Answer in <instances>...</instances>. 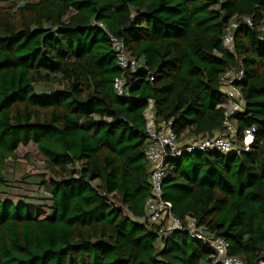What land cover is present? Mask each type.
Instances as JSON below:
<instances>
[{
	"label": "trees",
	"instance_id": "obj_1",
	"mask_svg": "<svg viewBox=\"0 0 264 264\" xmlns=\"http://www.w3.org/2000/svg\"><path fill=\"white\" fill-rule=\"evenodd\" d=\"M243 16L253 26L239 23L229 52L225 30ZM263 24L264 0H0V264H211L186 230L158 241L136 220L150 195L143 111L151 100L179 140L213 135L220 79L235 68L244 104L233 122L238 140L254 127L253 143L170 160L163 198L229 255L264 261ZM110 35L142 63L123 97ZM30 145L48 179L13 176Z\"/></svg>",
	"mask_w": 264,
	"mask_h": 264
},
{
	"label": "built area",
	"instance_id": "obj_2",
	"mask_svg": "<svg viewBox=\"0 0 264 264\" xmlns=\"http://www.w3.org/2000/svg\"><path fill=\"white\" fill-rule=\"evenodd\" d=\"M240 22L250 27L253 26L252 20L246 16L234 19L229 24L222 40L223 47L229 52H233L234 31ZM93 25L103 28L102 23L94 22ZM260 30L264 32V24L260 27ZM109 38L115 52L117 64L122 70L114 81V87L117 95L123 97L125 95V73L137 70L140 67V61L128 55L123 40L112 35ZM243 75L244 72L241 68H235L221 76L220 80L226 104L223 111L222 130L213 135L179 140L173 131L171 120L155 119L151 100L147 102V106L143 111L145 133L148 139L145 156L150 170V195L145 202L144 216L137 217L136 220L152 224L158 241L175 231L186 230L191 237L212 248L215 257L211 264L244 263L239 257L228 254V243L224 239L208 235L205 227L196 226L192 219H188L184 224L183 221L173 215L172 203L163 198V179L165 171L169 167V161L185 154L199 152L228 155L230 153L248 152L254 141L253 133L255 129L254 127L246 129L241 139L238 140L237 130L233 122V115L241 111L244 104L240 90ZM258 264H264V261L260 259Z\"/></svg>",
	"mask_w": 264,
	"mask_h": 264
},
{
	"label": "rangeland",
	"instance_id": "obj_3",
	"mask_svg": "<svg viewBox=\"0 0 264 264\" xmlns=\"http://www.w3.org/2000/svg\"><path fill=\"white\" fill-rule=\"evenodd\" d=\"M140 65L141 62H140ZM29 154L30 158H25V155ZM17 164L14 168V177H20L23 173L26 174H44L48 179L50 174L43 168V162L38 158L37 150L34 146L30 145L25 148H19L17 151ZM44 213L41 214V217Z\"/></svg>",
	"mask_w": 264,
	"mask_h": 264
},
{
	"label": "crops",
	"instance_id": "obj_4",
	"mask_svg": "<svg viewBox=\"0 0 264 264\" xmlns=\"http://www.w3.org/2000/svg\"><path fill=\"white\" fill-rule=\"evenodd\" d=\"M142 64V63H141ZM142 66V65H141Z\"/></svg>",
	"mask_w": 264,
	"mask_h": 264
}]
</instances>
